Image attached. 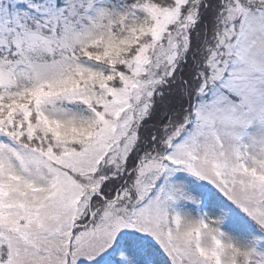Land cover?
<instances>
[{"label":"snow or ice","instance_id":"1","mask_svg":"<svg viewBox=\"0 0 264 264\" xmlns=\"http://www.w3.org/2000/svg\"><path fill=\"white\" fill-rule=\"evenodd\" d=\"M0 264H264V0H0Z\"/></svg>","mask_w":264,"mask_h":264}]
</instances>
